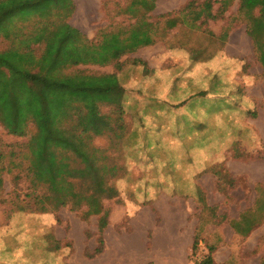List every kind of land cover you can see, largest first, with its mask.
Listing matches in <instances>:
<instances>
[{"label": "rangeland", "instance_id": "1", "mask_svg": "<svg viewBox=\"0 0 264 264\" xmlns=\"http://www.w3.org/2000/svg\"><path fill=\"white\" fill-rule=\"evenodd\" d=\"M52 1L46 0V4ZM137 1L73 0L71 11L69 3H58L52 5L45 14L42 10H30L27 16L18 14L2 23L0 51H19L23 58L21 52L32 46L35 63L44 58L40 59L45 51V42L49 41L48 35H55L63 22L82 29L90 37L87 38L88 43L85 42L87 46L83 47L82 41L77 43L81 48L79 54H69L64 58L56 68L55 79L69 81L68 78L76 79L80 75L112 74L118 77L125 94L122 101L123 114L105 103L97 106L98 122L105 124L104 119L108 117L115 132L94 137L92 144L106 151L109 164L113 163L119 168L115 176L108 178L109 184L117 189L118 196L103 200L100 207L86 205L74 209L70 205L54 209L52 205L46 204L49 210L41 212L39 208L46 202L41 203L39 199L48 195V190L43 185L34 184L29 168H42L46 163L44 159H48L54 162L55 172H58L61 168L60 159L66 157L73 166H78L79 161L62 145H53L49 141L45 145L40 142L42 125L35 121L34 115L37 111L34 101L27 120V136L10 134L5 119L3 123L0 122V264H80L83 258L94 260L102 254L106 243L110 241L107 238L114 233L140 231L146 243V239H151L162 224L163 217L159 208H164L168 201L180 206L185 203L191 213L188 220L191 231L199 223L193 252L185 264H201L208 256L207 251L214 252L209 248L210 244L213 245L211 240H214L207 229L210 223L222 228L223 224H227L229 214L237 216L242 210L246 211L244 216L247 219L264 220V189L252 184L247 175L233 177L226 172V162L219 160L225 145L233 146L228 150L226 160L238 161L234 165L241 168L255 165L257 156L264 154L261 145L258 155L251 149L259 143L255 133L258 108L249 111L247 106L250 104L239 103L241 96L237 92L242 85L228 93L226 99H217L208 107L204 105L206 111L194 112L197 119L209 117L205 122L214 125V128L200 127L199 124L185 126L187 121L181 122V127L170 121L167 123L170 126L163 128L159 126L160 121H156L155 127L148 128L146 125L141 130L144 111L149 107L145 98L152 101L150 107L156 111L154 113L158 110L175 112L184 108L183 104L175 105L182 97L167 96L168 104L163 105L159 103L163 100L161 97L143 96V89L150 87V83L157 88L160 84L158 80L150 82L145 78L144 71L147 68L140 60L145 48H132L128 40L122 39L127 46L118 58L114 59L110 55L104 64L93 62L96 60H91L92 57L88 58V62L83 61L87 50L93 52L96 49L94 44L99 45L103 35L127 31L139 24L143 27L151 25L156 31V43H169V48L162 46L161 49L153 50V65H159L161 57L167 54V68L175 72L173 77H177L179 86L190 87L193 81L188 77L197 71V66L203 68L201 72L208 67V62L223 49L231 32H234L233 38L238 40L239 35H245L246 31L251 52L253 43L247 34L248 20L240 10V0L232 2L224 13H219L220 0H210L213 4L212 11L217 13L216 17L211 18L207 12H203L198 20L194 13L204 9L206 0H196L189 9L192 13L183 11V15L171 17L151 15V10ZM190 2L191 0L183 8L189 6ZM33 8L40 7L36 5ZM169 19H176L179 24L171 29L167 24ZM45 25L48 29L44 33L42 26ZM36 34H40L37 42L39 44L33 42ZM169 37L171 40L167 41ZM108 53L106 51L105 55ZM175 53L177 57L173 56ZM251 56L254 60L248 62L247 70L261 73L255 51L251 52ZM28 58L25 60L29 64ZM22 63L21 61L10 67L0 66V76H11L15 71H27V67H32L21 65ZM171 79L169 76V80ZM250 80L247 85L251 89L249 92L256 98L264 97V74ZM196 83L198 86L196 85L195 90L203 89L204 85L207 87V81L200 80L201 84L198 81ZM85 98L87 97L79 99L83 101H80L81 104L90 103V98ZM45 99L54 97L48 93ZM201 100L204 102L205 97H201ZM59 102L61 105L56 106L58 111L66 110L70 106L73 108L75 105H70L69 97ZM193 106H197V110L202 108L196 103H189L185 109ZM173 107L177 110L174 111ZM121 123L126 126L125 132L117 128ZM134 131H138L137 134ZM208 136L212 141L210 145L207 144ZM198 137L202 139L200 143ZM205 144L209 147L205 148ZM209 156L211 159L206 161ZM209 164L212 165L209 170L200 173ZM78 181L75 180V191L86 192L91 188V181ZM190 185H195L196 189L189 190ZM242 201L247 203L246 208L243 204L240 205ZM233 203L237 204L236 207L231 206ZM184 219L183 217V221ZM242 222V226H246V222ZM229 230L226 226L227 238L230 240ZM245 241L244 239L233 243V254L224 264H264V237H254L248 244ZM147 245L150 249L149 240ZM144 247L142 246L141 262L138 264H155L154 257Z\"/></svg>", "mask_w": 264, "mask_h": 264}, {"label": "trees", "instance_id": "2", "mask_svg": "<svg viewBox=\"0 0 264 264\" xmlns=\"http://www.w3.org/2000/svg\"><path fill=\"white\" fill-rule=\"evenodd\" d=\"M72 1L53 0L52 3L46 4V0H0V29L2 23L11 19L12 16L16 17L18 14L27 16L30 10L36 12L42 10V13L45 14L52 5L67 2L70 4L71 11ZM154 1L138 0L137 2L152 10ZM195 1L191 0L189 6L185 8L190 9ZM234 1L236 0H220L221 10H219V13L226 12ZM34 5L40 8H33ZM212 5L210 0H206L204 9H201L205 11L200 10L195 19L198 20L203 12H207L206 14L211 18H215L217 13H212ZM240 10L244 12L248 20L247 34L252 40L254 51L264 70V0H240ZM256 10H258V15H256ZM177 22L176 19H169L167 22L168 27L171 29L176 27ZM42 28L43 31L40 30L44 33L48 29L46 25ZM39 35L34 36L33 42H38ZM155 35L156 31L151 25L143 27L140 24L127 31L108 33L102 36L99 45L93 43L96 49L91 53L87 50V55L83 57V61L88 62V58L92 57L91 60H96L93 62L104 64L108 61L110 55L115 59L122 54L123 48L127 46L122 39L128 40L132 48H139L156 44ZM48 39L50 44L43 59L49 70L57 68L69 54H79L81 48L77 46V43L82 41L84 42L83 47H85L87 46L85 42L88 41L78 29L64 22L59 26L56 34H50ZM106 51L109 52L107 55H105ZM24 56L21 58L20 52L15 50L0 52V66L10 67L19 64L21 61L23 62L21 65H26ZM30 62H32V59L29 60V64H31ZM141 62L143 61L141 60ZM20 70L15 71L11 76L7 74L0 76V122L3 123L5 119L10 134L18 137L27 136L29 131L27 120L34 101V107L37 111L34 118L36 123L42 125L40 142L45 145L48 141L53 145H62L65 150L68 149L67 151L72 152L79 161L78 166H73L66 157L60 159L61 168L58 172H55L54 162L48 159H44L46 163L42 165V168H29L34 184L43 185L48 190V195L39 199L41 203L46 202L39 210L47 212L49 208L46 204L52 205L54 209L70 205L74 209L86 205L100 207L103 200L117 197L118 191L109 184L108 178L115 176L119 168L113 163L109 164L108 156L105 154L106 151L93 146L92 140L94 137L115 132V127L108 117H105L107 120L104 119L105 124L102 121L98 122L97 106L99 103L111 105L118 109L120 114L124 113L122 101L125 90L118 77L112 74L100 76L80 75L77 78L75 77L77 80L68 78L69 81H64L65 79L51 80L47 77H39L28 71ZM48 93L53 95L54 99H45ZM84 96L87 97L86 100L90 98V103H80ZM68 97L70 105L75 104L73 108L70 106L72 109L69 107V110L58 111L56 106L61 105L59 101ZM76 103H80V105H76ZM8 112L10 115H6ZM66 123L68 125H65ZM145 124L146 120L143 119L141 130L146 127ZM117 128L121 132L126 130V126L122 123L118 124ZM137 132L134 131V134H137ZM226 172L228 173L227 169ZM75 180H79L80 183L91 181V188L87 189L86 192H77L74 190ZM21 210L24 209L21 208ZM241 220L246 222V226H242V221L239 228L233 226L237 232L243 235L250 234L254 227L262 223V221L252 218L247 219V216ZM211 254L212 252L201 264H215Z\"/></svg>", "mask_w": 264, "mask_h": 264}, {"label": "crops", "instance_id": "3", "mask_svg": "<svg viewBox=\"0 0 264 264\" xmlns=\"http://www.w3.org/2000/svg\"><path fill=\"white\" fill-rule=\"evenodd\" d=\"M187 2H189V0H155L154 7L151 10V15L159 17H171L172 15L181 16L184 14L183 11L187 13L193 12L189 9H186L185 7L183 8V6L187 4ZM214 11L215 10L212 11L213 14ZM199 13L200 12L198 11L194 14L195 16H198ZM68 24L71 25L70 23ZM178 24L179 22H177L176 26ZM74 28L78 29L86 38H90L88 37L89 35H85L84 32H82V29L78 27ZM238 31L240 32L241 29H238ZM93 35H95V33H93ZM233 35L234 32H231L229 34L228 39L224 42L223 49L214 58L216 59V61L214 59L212 61L210 60L208 62V67H206L202 72L201 70L203 68L197 66V71H195V73H191V77H188L191 81H193L190 87L188 85H183V87L179 86L177 77H173V74L175 72H172L167 68L166 63H168L167 60H169V56L167 54L164 55L163 58L161 57V59L159 60V65H153V63H155V57L152 53L153 50L157 48L161 49L162 46L169 48V43L161 42L144 47V53L140 60L145 63L147 68V70L144 72L145 78L149 79L150 82L158 80L160 81V84L157 88L150 83V87L143 89V96L161 97L163 98V100L159 103L163 105L168 104L166 99L167 96L182 97L177 103H175V105L183 104L182 107H184L180 109L181 111H175L177 110V108L173 107V110L175 112L164 110L162 112L161 110H158L157 113H154L153 111L155 110L150 107L152 101H148L145 98L144 100H146L149 104V107H147L144 111V119L146 120L145 125H147L148 128L155 127L156 121H160L161 124H159V126L163 128H168L170 125L167 123L170 121L176 122V125H178L179 127H181V122L187 121L185 126L193 127L194 124H199L200 127L214 128V125H210V123L205 122V120L210 119L209 117H207L206 119L200 118V120L195 117L194 112L206 111V109L203 108L205 107L204 105H207L206 107H208L211 102H214L217 99H226L228 93L233 91V89L235 88H239V86L242 85V87H245L244 90H242V87H240L237 92L239 96H241V99H239V103L250 104L249 106H247V109L249 111H253L255 108H258V119L255 123V133L257 134L256 138L258 139L259 143L251 147V149L255 150L258 155V148L260 147V145L262 148H264V97H261V99H259L258 97L256 98L249 92L251 89L247 88V85L251 82L250 78H256V76H259L260 74L263 75L264 70L261 64H259L261 73L252 72L251 69L247 70L248 62H252L254 60L251 56V52H254V46L251 45L250 52L246 31L245 35H239L238 40L234 39ZM168 40H171V37H169L167 41ZM52 43L53 41L51 40V44ZM36 44L39 43L36 42ZM49 44V41L45 42V51L40 59L46 56ZM165 52H167V50H165ZM21 54L25 55L24 60L29 56L31 58L28 59L30 61L32 59V62H30L31 64H28V61L25 60L26 65L32 66L27 67V71L29 73L39 77H47L51 80H54L56 78V68L49 70V67L44 64V59L38 61V63H35L32 46L27 47V49L25 51H22ZM27 54H29V56L26 57ZM173 56L177 57V54L175 53L173 54ZM174 59L177 60V58ZM176 62L178 63L179 61ZM169 76L172 78L171 80H169ZM200 80L207 81V87L204 85L203 89H199L198 87L197 89L199 90H195L196 85L198 86L196 81L200 83ZM201 97H205L204 102H202ZM189 103H196L198 104V106L201 105L200 107L202 108H199L197 110V106H193L192 108L185 109V107ZM209 135L211 134L209 133ZM208 137L209 138L207 144L210 145L212 144V141H210L211 137ZM201 140L202 139L198 137L199 143L201 142ZM207 144H205V148L209 147ZM231 147L232 146L227 147V145H225L223 151L220 152L221 157L219 160L220 162H226L225 166L227 171L235 178L247 175L249 181L252 184L261 186L264 189V154H262L260 157H258L259 155L257 156L254 162L255 165L241 168L240 166L234 165L235 162L238 161H234L231 159L226 160L228 150ZM209 159H211V156H209L206 161H209ZM215 162L217 163V160ZM240 163L241 162H239V164ZM211 166V164L206 165V167L204 166V168L201 169L200 173L209 170ZM200 173H198V175ZM188 188L189 190H195L196 186L190 185ZM162 204L163 203L161 202V205ZM242 204L245 208L247 207V203L245 201L240 202V205ZM236 205V203H233L231 206L236 207ZM164 206V208H159L161 216L163 217L162 224L159 226L151 239H146V243L144 242L145 238L142 236V233L140 231L123 234L114 233V235L107 238V240L109 239L110 241L106 243V249L102 254L98 255L94 260L83 258L80 264H138L141 262L140 256L143 253L142 246H145L144 248L149 250L147 251V253L154 257L153 261L155 262V264H185V262L188 261L189 256L193 252L196 237L195 232L199 227V223L197 222V224H195V226L193 227V231H191L190 224L188 223L191 213L188 211V207L185 205V203L183 206H180L178 203H171L168 201ZM245 212V210H242L238 213L237 216L229 214V219L226 221L227 224H223L224 226L222 228L217 227L213 223H210L207 226L209 233L211 232L214 238L213 241L211 240V242H213V245L210 244L209 248L213 249L214 251L211 255L216 264H224L229 260L230 256L233 254L232 248L234 247L232 245L234 242L239 243V241L245 239V244H248V241H250L254 237H257V239L264 237V220L260 225L254 227L248 235H243L235 230L234 226L239 228V225L242 221L241 219L245 217ZM218 214L222 215V213ZM183 217L185 218L184 221ZM226 226L230 229V240L229 238H227ZM148 240L150 242V249L147 245ZM202 243L203 242L201 241V244ZM207 253L209 254L208 251Z\"/></svg>", "mask_w": 264, "mask_h": 264}, {"label": "built area", "instance_id": "4", "mask_svg": "<svg viewBox=\"0 0 264 264\" xmlns=\"http://www.w3.org/2000/svg\"><path fill=\"white\" fill-rule=\"evenodd\" d=\"M191 264H199V263L193 262V263H191Z\"/></svg>", "mask_w": 264, "mask_h": 264}]
</instances>
